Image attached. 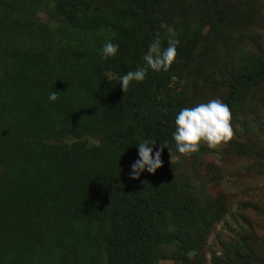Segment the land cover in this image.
<instances>
[{
    "label": "trees",
    "instance_id": "trees-1",
    "mask_svg": "<svg viewBox=\"0 0 264 264\" xmlns=\"http://www.w3.org/2000/svg\"><path fill=\"white\" fill-rule=\"evenodd\" d=\"M83 1L0 0V264H146L130 250L144 242L153 199L174 188L168 174L145 170L138 179L130 178L141 140L157 141L153 155L167 142L170 127L152 111L166 106L173 67L167 72L149 69L143 82L133 81L116 97L103 78L104 70L122 76L119 51L102 59L103 45L118 40L136 48L138 27L152 15L155 0H139L137 14L110 9L95 17L84 11L65 16V6ZM50 3L61 11L52 24L54 34L34 37L42 36V24L38 31L26 28L25 11ZM169 26L178 33L177 53L193 50L195 42L184 37L181 24ZM210 27L215 29L213 22ZM160 39L166 48L167 32ZM245 40L243 36L246 46L261 48L259 38ZM235 43L230 48L236 59L229 63L223 58L218 66L233 72L224 86L233 97L264 72V65L256 69L250 64V50L231 47ZM142 67L144 61L135 70ZM216 69L209 74L213 81ZM52 91L58 94L55 102L48 99ZM117 103L122 109L118 121L101 125L105 106ZM182 109L175 100L176 115ZM66 134L91 135L99 144L63 149L54 141ZM246 146L252 150L253 143ZM185 198L180 202L189 209ZM184 216L181 211V222ZM181 236L186 238L184 231ZM250 250L244 262L264 264ZM239 252H231L230 259Z\"/></svg>",
    "mask_w": 264,
    "mask_h": 264
},
{
    "label": "rangeland",
    "instance_id": "rangeland-1",
    "mask_svg": "<svg viewBox=\"0 0 264 264\" xmlns=\"http://www.w3.org/2000/svg\"><path fill=\"white\" fill-rule=\"evenodd\" d=\"M138 1L85 0L81 5L82 1L77 6H65L64 15L68 16L69 11H84L95 17L110 9L137 14ZM153 6L150 18L138 27L136 48L129 49L118 40L113 42L119 45L122 76L134 71L143 61L158 31L166 35L167 29L159 28L162 23H173L176 27L181 24L179 30L194 41L195 46L189 52L185 49L177 54L171 65L173 73L168 81L171 89L166 92V106L152 111L154 118L170 127L167 145L171 157L165 148L161 155L162 167L156 173L170 175L174 188L153 199V216L145 229L144 242L131 248L130 253L141 257L146 264H237L238 261L257 264L246 263L244 258L248 249L253 255L264 258V72L254 84L239 89L233 97L231 90L224 87L233 72L218 66L223 58L229 63L236 59L230 42H236L231 47L238 45L243 51L250 50L247 59L253 57L250 64L255 63L256 69L264 65V0H155ZM55 9L50 3L46 8L25 11L26 28L38 31V24H42L39 33L43 37H34L45 39L54 34L52 24L61 16V11ZM211 22L215 29L210 27ZM243 36L245 41L259 38L261 48L246 46L241 41ZM214 69L218 76L213 81L209 74ZM103 75L110 88L116 90V97L121 89L119 72L104 70ZM215 98L231 109L234 138L218 150L201 145L198 153L181 156L172 139L176 117L174 101L185 108ZM106 106L101 125H114L122 109L118 103L111 109ZM247 142L253 143L252 150L246 146ZM54 143L63 149L82 147L87 150L97 146L99 141L91 135L66 134ZM242 148L246 150L243 153ZM185 195L186 203L191 202L189 209L180 202ZM181 211L185 212L183 222L179 218ZM181 231L186 238L181 236ZM173 236L177 239L173 240ZM237 250L241 251L238 256L230 259L231 252Z\"/></svg>",
    "mask_w": 264,
    "mask_h": 264
},
{
    "label": "clouds",
    "instance_id": "clouds-1",
    "mask_svg": "<svg viewBox=\"0 0 264 264\" xmlns=\"http://www.w3.org/2000/svg\"><path fill=\"white\" fill-rule=\"evenodd\" d=\"M161 28L167 29V47L162 48L160 34L149 44L143 61L146 67L138 68L135 71H128L121 76L120 85L124 92H127L129 85L135 81L143 82L149 69L154 72H167L177 57V46L180 43L176 38L175 30L166 24H161ZM119 49L118 44L111 41L106 42L101 49V58H114ZM109 74L108 81L111 80ZM48 99L55 102L58 94L50 92ZM232 113L229 106L221 99L215 98L207 103H199L194 107H185L179 111L175 117V131L172 139L175 142L176 150L181 156H191L200 151L201 145H206L210 150H218L229 143L235 136L232 124ZM157 141L153 139L141 140L136 146L138 149V159L131 166L130 178L138 179L140 174L147 170L154 174L157 169L162 167V152L168 149L171 157V149L167 142H163L153 155V147Z\"/></svg>",
    "mask_w": 264,
    "mask_h": 264
}]
</instances>
